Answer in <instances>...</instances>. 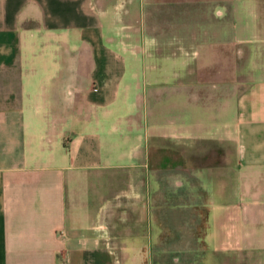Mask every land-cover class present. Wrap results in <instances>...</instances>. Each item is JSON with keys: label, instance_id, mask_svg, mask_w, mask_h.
Instances as JSON below:
<instances>
[{"label": "crops", "instance_id": "0c3cea01", "mask_svg": "<svg viewBox=\"0 0 264 264\" xmlns=\"http://www.w3.org/2000/svg\"><path fill=\"white\" fill-rule=\"evenodd\" d=\"M237 2L141 136L106 0H0V264H264V0Z\"/></svg>", "mask_w": 264, "mask_h": 264}, {"label": "rangeland", "instance_id": "374dc122", "mask_svg": "<svg viewBox=\"0 0 264 264\" xmlns=\"http://www.w3.org/2000/svg\"><path fill=\"white\" fill-rule=\"evenodd\" d=\"M237 3V0H106L111 23L103 31V37L124 65L123 86L131 88L132 100L137 102L132 108L131 104L126 107L127 104L122 111L139 116V125L131 124L139 135H151L161 129L162 97L166 94L163 92L188 77L184 66L224 64L226 25L230 28L232 22L215 23L212 16L220 18L225 4L235 8ZM40 50L37 63L50 64L55 59L60 63L63 57L55 54L52 59L47 44ZM125 123L128 121L122 119V128ZM155 192V201L163 205L162 191ZM141 241L144 248L140 255L146 251L145 235ZM117 251L130 256L131 249L124 246ZM205 255L208 259L211 256L208 252Z\"/></svg>", "mask_w": 264, "mask_h": 264}]
</instances>
